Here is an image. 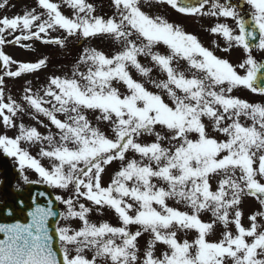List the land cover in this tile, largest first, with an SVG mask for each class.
<instances>
[{
    "label": "snow or ice",
    "instance_id": "6c2138e0",
    "mask_svg": "<svg viewBox=\"0 0 264 264\" xmlns=\"http://www.w3.org/2000/svg\"><path fill=\"white\" fill-rule=\"evenodd\" d=\"M170 12L212 20L205 30L223 46L206 47ZM29 41L79 51L37 83L24 78L47 56L4 51L35 54ZM254 50L264 55V0H35L0 16V157L15 193L45 189L28 207L16 200L26 222H0V264H264V61ZM7 79L24 82L13 93ZM249 198L259 209L245 224Z\"/></svg>",
    "mask_w": 264,
    "mask_h": 264
},
{
    "label": "rangeland",
    "instance_id": "374dc122",
    "mask_svg": "<svg viewBox=\"0 0 264 264\" xmlns=\"http://www.w3.org/2000/svg\"><path fill=\"white\" fill-rule=\"evenodd\" d=\"M93 2H97V3H103L105 6L107 5L108 0H93ZM9 4L10 6L8 8H6L5 10L0 11V16H14L16 14H22L25 8L28 7H32L35 5V0H9ZM11 5H14V7H12ZM169 19L171 20H178L182 23V26L185 27V29L192 34H195L198 36V38L200 39V41H202V43L210 48L213 49L214 48V44L213 41H216V43L220 44L221 46H223V40L222 38H217L216 36L209 34L205 29H207L210 25L213 24V21L210 19H196V20H192V19H186L184 17H178L175 13H169ZM30 44L32 41H29ZM94 46L97 47H101V48H105V50H107V46L105 44H103L100 41H93L92 42ZM34 44V45H33ZM32 48L36 50L35 54H32L30 51H27L25 49H21L18 46H8L4 48V51L6 54L10 55L11 57H13L14 59H16L17 61H34L38 55H44L47 56L49 58V67L46 70L45 73L47 74H51L52 72H59L61 70H63V66L65 65H70L72 63L73 58L76 56L77 52L79 51V45L77 44V42L72 41L68 48L66 50H61L58 49L56 47H46L44 45H42L39 42H32ZM217 55H224L222 52L217 51L216 53ZM254 56L257 58V60H261L264 58V55H262L259 51L256 52V50L254 51ZM242 55V52L240 49H235L232 51L231 55L228 57L231 61L236 62L240 59ZM35 77H30V76H26L24 79L28 80V79H34ZM37 79H41V78H37ZM17 81V88H15L16 90H13L14 88V83ZM24 81L20 80L18 81V79H16L15 81L13 79H7L6 83L9 89H11V91L13 93H17L20 89V85L23 83ZM237 95H240L250 101H256V102H260L261 99L256 97L255 95H251L248 92H239L237 93ZM25 119V118H24ZM29 120V119H28ZM30 123H32V121L29 120ZM40 131H44L43 128L40 129ZM12 133L9 132V135H11ZM33 179H35V177H32ZM107 179V178H105ZM259 209V204L256 205V201L254 200H250V199H246L243 203V211L245 214V224H247V219L246 217L250 214H252L253 212L257 211L256 210ZM106 219L111 220L113 223H115V221L112 219V217L110 215H106L105 216ZM141 243L143 244L144 242L141 241Z\"/></svg>",
    "mask_w": 264,
    "mask_h": 264
},
{
    "label": "water",
    "instance_id": "95a60500",
    "mask_svg": "<svg viewBox=\"0 0 264 264\" xmlns=\"http://www.w3.org/2000/svg\"><path fill=\"white\" fill-rule=\"evenodd\" d=\"M0 163L4 165V170L7 174V178L1 185L2 195L5 198V202L0 203V222H15L16 220H19L20 222H26L24 213L20 211L16 205V200L18 198H23L25 206L28 207L30 205V196L35 192L45 191V189L41 186H31L20 194L15 193L11 183L13 174L11 173L9 163L3 157H0ZM40 202L43 203L42 200ZM9 208L13 210L14 214L12 216L5 214ZM21 214H23V216ZM0 238H2V236H0Z\"/></svg>",
    "mask_w": 264,
    "mask_h": 264
}]
</instances>
